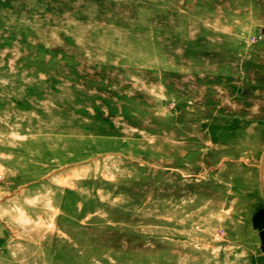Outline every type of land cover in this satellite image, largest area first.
<instances>
[{
  "label": "rangeland",
  "instance_id": "obj_1",
  "mask_svg": "<svg viewBox=\"0 0 264 264\" xmlns=\"http://www.w3.org/2000/svg\"><path fill=\"white\" fill-rule=\"evenodd\" d=\"M0 264H264V0H0Z\"/></svg>",
  "mask_w": 264,
  "mask_h": 264
}]
</instances>
